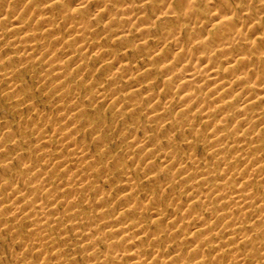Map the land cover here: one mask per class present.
<instances>
[{"label": "bare ground", "instance_id": "obj_1", "mask_svg": "<svg viewBox=\"0 0 264 264\" xmlns=\"http://www.w3.org/2000/svg\"><path fill=\"white\" fill-rule=\"evenodd\" d=\"M7 1L14 6V11L5 15L11 21L9 26L11 33L13 35L19 34L21 37L20 40H15V43L22 48V54H25V57L21 59L29 62V54L37 51V56L30 62L36 60L35 63L42 64V72L32 78L38 85L46 88L51 101H54L53 97L67 98L71 88L76 87L73 79L68 78L71 80L68 84L67 75L69 72L67 70H69L70 64H76L75 60H79L78 52L84 51L100 57V54L104 51L103 47L99 46L97 42L94 43L89 38L87 39L83 31L104 34L110 39L120 41L122 47L131 44L132 35H123L127 30L134 31L135 40L140 42L144 39V34L150 33V29L146 27L157 21L160 22V29L163 31V36L155 39L154 48H150L145 42H138L131 50L119 49L118 56L123 55L122 51L128 52V60L132 61L144 53L149 60L144 65L150 66L146 69L147 72L152 73L153 70L159 67L162 77L165 80L168 79L172 86L176 88V91L180 92L179 99L175 102H171L172 98L165 101L166 105L162 108V112L157 109V106L154 108V104L158 103L160 99H155L151 95L143 97L144 99H138L134 94H131L124 97V100L129 104V113L140 110V113H145L147 117L156 123L155 125L160 121L161 124L166 123L168 120L165 116L169 111L181 114L178 119H172L170 122L174 128H177L175 134L182 137L191 135V138L187 137L185 139L176 154H166L163 169L166 171L174 169V178L180 177L189 181V184L182 186L183 190L180 193L194 197L193 199L196 202L190 206L189 210L195 216L204 214L209 219L220 220V224L214 229H209V226L206 225L207 222L196 220L195 216L193 218L179 217L178 213L173 212L171 214L176 218L166 223L168 231L173 234H168L159 224L161 211L154 208L151 214L157 219L152 234L155 235L153 242L156 244L170 243L179 238L177 249L183 250L184 253L180 252L173 257H169L160 248H156L151 252L140 244V237L147 232L142 229L137 219L141 214V201L135 202L133 200L130 204L128 200L133 198L141 188H139V185L137 187L135 182L130 181L134 179L130 172L118 173L119 178H123L128 183L125 189L126 194L118 199L116 208L110 211L99 207L95 213L85 214V218L89 220L88 225L93 220L98 219L104 223V226L102 228L92 226L86 228L87 233H80L79 235V238L83 241L82 243H89L90 248L95 251L100 240H111L107 251H95L96 258L92 259L89 264H119L117 263L119 260L116 259L122 257L133 259L130 264H190L185 254L188 251L187 249L189 247L196 248L197 245L194 246V243L209 242L211 237L218 238V244L213 248L215 255L216 251L222 249L223 244L238 243V245L245 246L257 244L264 250V194L259 198L256 197L259 194L258 190H264V70L255 71L250 67L264 56V41L255 38V32L260 25L259 22L255 21L238 26L237 21L240 16L238 10L241 9L231 8L232 5L229 4L228 0H222L216 8L213 6V0H97L98 3L92 6V9L96 14L107 11L106 15L104 14L107 22L98 21L94 25H87L81 15V9L87 7L91 0H6L4 3ZM44 1H48L45 8L34 9L36 5ZM136 1L140 3V6H136ZM141 7L151 8V12L146 13L144 17H140L137 13ZM110 8H115L119 12L120 18L113 19L109 13ZM48 12H52L54 16L52 18H39L40 15ZM180 12L183 14L179 15ZM56 16L58 19H63L61 23L63 29L53 33L48 26L54 24ZM177 19L181 26L178 25L174 30H168L169 24ZM32 22L37 24V34L28 29L29 23ZM113 23L118 25V28H112ZM230 23L234 24L233 28L228 27ZM134 24H136L135 30L128 29ZM183 26L189 29V34L192 33L193 37L203 38V41L198 43H195V41L187 46L177 47L182 35L181 31L184 29ZM221 40L231 43L238 49H243V55L246 57L229 61V55L237 50L230 46L225 50L228 53L224 54L223 59L217 62L218 59L214 54V50L208 48L209 44L207 43H217ZM169 42L171 44L168 45ZM59 44L62 47L65 46L61 53H59V47L57 46ZM166 48H168V52L171 53L172 51L173 57L164 58L158 64L156 59L162 58L161 56L165 53ZM202 57L204 58L201 59ZM116 58L115 56H109L100 60V69H112L111 66H114ZM204 59L207 60L205 64L201 63V60ZM3 60H11V58L7 55L3 57ZM178 60L182 62V66L176 68L179 64ZM118 61L115 62L118 63ZM133 64L132 62L131 64L118 66L109 73L108 79L97 81L95 71L87 78H80L77 84L83 86L84 90L81 93H85L80 97L90 98L89 96H92L97 101L105 102H109L108 98L114 100L119 98L121 94L118 91L110 95L103 87L109 81H114L115 84L120 82L119 87L126 86L130 82L133 83L137 72V66ZM86 66L85 62L82 70ZM80 68L81 64L77 69ZM85 70H88V68ZM246 73L248 76H245ZM204 74L207 75L205 79H203ZM17 77L19 75L16 70L5 68L0 70V78L6 81L5 90L8 91V96L11 98L15 95L18 96L19 89L15 86ZM202 93L208 95L203 96ZM22 95L27 98V105L31 107L34 101L31 91H24ZM74 95L79 96L77 91L70 94V96ZM140 100L142 101L139 102ZM144 101H147L148 104L144 105ZM212 107L215 108V113L219 114V118L216 123L206 127L205 125L210 120L211 115L206 114L205 117H201V111H210ZM233 109L239 114L238 117L231 119L232 116L228 113L234 112ZM62 110L63 112L57 115L51 126H49L52 132H49L38 141L34 140L35 143L30 144L28 147L35 146L36 155L41 156L43 161H47L44 164L49 169L51 163H56L60 169L59 171H64L69 176L75 177L74 179L77 181L90 182L89 177L93 172V167L96 166L94 162H90V167L86 170L70 172L69 168L72 165L86 161L92 156L85 150L75 151L76 145L73 140H70L73 132L80 133L82 131L81 125L88 123L91 113L86 110H78V108L72 106L62 107ZM117 112L120 117L125 113L120 109ZM99 113H102V111H99ZM75 115H78L77 119H80L76 121L73 118ZM63 119H66L64 123H62ZM3 125L4 122H0V131L4 127ZM26 127L31 130L36 125L31 121L27 123ZM100 129L102 134H105L110 128L102 126ZM126 131L127 134L124 135ZM131 131L132 128L128 125H121L120 134H123L122 137L124 138L130 136L131 140L129 143L123 144L121 150L110 154L107 157L108 162L112 160L120 161L124 152L130 155L132 150L146 149L152 146L151 142L153 140L149 136H131L129 135ZM18 135L17 132H13L10 137H17ZM230 135H232L231 139H229ZM20 136L22 137V135ZM1 140L0 145H2ZM239 143H246L244 144L246 146L242 148ZM195 146L198 147V151L201 150L205 153V169H200L196 165L202 158L198 157L197 153L193 154L195 149L190 153L188 152L190 148L193 149ZM157 151H160V149H157ZM3 155L8 158V151H5ZM139 158L142 157L139 156ZM183 158L185 160L180 161ZM97 171L106 180L113 176L110 172L106 173L105 168L97 169ZM5 172H8V169L0 167V188L5 190L0 193V206L10 202L8 201L10 198L16 197L22 191L30 193L31 198L29 201L31 202L26 201V203L31 204L28 208L23 209L22 205H19L21 202H19L15 205L12 204L13 206L11 205V211L16 212H14L17 214L16 219H24V217L31 219V228L28 233L35 237L34 249L40 255L39 257H42L40 264H65L64 254L54 259H50L51 256L46 254L45 245L54 243V235L53 231L51 232L49 229H40L39 224L43 222L42 219L52 217L51 222L54 223V228L59 231L64 223L75 222L73 215L67 216L66 214L61 218L59 207L63 206V211L74 209L75 202L82 195V192L87 191L90 193L92 190L98 189V186L88 183L70 196H61L62 194H58L59 192L54 193L57 190L52 191L51 189L59 186L58 188H61L60 193H64L67 189H70L69 183L61 179L57 183V181L51 180L49 176L42 177L41 174L43 173L35 171L29 165L22 168L21 174L33 176L39 172L37 176L41 175V178L38 183L29 181L14 186L19 183L18 179L15 175H12V180H6L3 178ZM150 174L144 173V176L149 179ZM261 175L263 176L260 180H253L254 177ZM211 182L215 183L211 184ZM205 183L210 186L206 190L204 189L205 191L200 190V186ZM163 186H166V184H163ZM95 191L98 194L100 193L99 190ZM148 191L145 195L147 198H151ZM180 198L175 196L174 199L180 200ZM34 203L40 206V210L36 209L37 212L33 216H38V214L44 216L41 220L28 216L33 211L32 206ZM120 209L123 211L117 212ZM6 214L5 211L0 209V220L2 219L0 223L3 221L5 223L2 224L1 229L7 232L16 227L15 225H7L8 218L5 217ZM252 220L256 224H253ZM44 222L49 221L44 220ZM176 233L178 235H175ZM120 239L126 242L124 248H115ZM189 243H191L190 246ZM228 252L227 257L230 262L227 264H246L248 261H255L257 257L255 251L248 249L232 248ZM208 258L212 260L207 256L206 259ZM199 260L196 264H206L205 258H199ZM262 261L258 260V262L264 263V260ZM212 264H219L217 258L212 260Z\"/></svg>", "mask_w": 264, "mask_h": 264}, {"label": "rangeland", "instance_id": "obj_2", "mask_svg": "<svg viewBox=\"0 0 264 264\" xmlns=\"http://www.w3.org/2000/svg\"><path fill=\"white\" fill-rule=\"evenodd\" d=\"M4 1L6 0H0V70L5 68L8 70L13 69L17 71L19 77H17L15 80V86L18 87L19 92L18 96L15 95L12 98L9 97L8 91L5 90L6 81L0 78V122H4V127L0 131V139H2V145H0V167H6L8 169V172L3 174V178L6 180H12L11 176L15 175L19 183L14 186H18L23 182L29 181L38 183L41 175L42 177L49 176L51 180L57 181V183L58 180L61 179L69 183L70 189H67V191L64 193H60L61 188H58L59 186L51 189L52 191L57 190L54 193L59 192L58 194H62L61 196H70L73 192L79 191L81 187H85L88 183L97 185L98 189L95 190L100 191L99 194L96 193L95 190H92L90 193L87 191L82 192V195H80L75 202L74 209H67V211H63V206H60L59 211L61 210V218H63L66 214L67 216L73 215L75 222H67V224L64 223L61 227L62 229L59 231L54 228V223L51 222L52 217H49L48 219H42L44 216L39 214L38 216H33L37 210H40L39 205L35 203L33 204V211L29 213L28 216H33L32 218L36 220L42 219L41 221L43 222H40L39 224L40 229H49L51 232L53 231L54 243H47L45 245L46 254L51 256L50 259H54L55 257L58 258L59 255L64 254L63 259L66 260L65 264H89L92 259L96 258L97 254L95 251H107V248L109 247L108 244H110L109 242L111 240H100L96 245V250L93 251L90 248L89 243H82L83 241L79 238V235L80 233H85L86 228L89 226L95 228H102L104 226V223L98 219L93 220L91 224L88 225L89 220L85 218V214H93L98 210L97 208L99 207L108 209L110 211L116 208L118 199L122 195L126 194L125 189L128 183V181L124 180L123 178H119L118 173L121 174L126 172H130L134 177V179L130 181L135 182L137 187L139 185V188H141V190L136 195H134L133 198L128 199L130 204H132L133 200H135V202L141 201V214L139 217H137V219L139 220L142 229L147 232L145 235L140 237V244L145 246V248L151 252L156 248H160V250H163V252L168 254L169 257H173L180 252L184 253L183 250L177 249L179 238H176L170 243L156 244L153 242L155 235L152 234L155 230L154 223L157 218L153 217L151 212L154 208H158L161 211L162 215L160 217L161 221L159 224L162 225L163 230L168 234L173 233L168 231L166 223L167 221L169 222L170 220L176 218V216L172 215L171 213L176 212L178 213L177 215L179 217L185 216L186 218H193L195 216V214L189 210L190 206L196 202L195 199H193L194 197L180 193L183 190L182 186L189 184V181L183 180L180 177L174 178V169L169 171L163 169V165L165 164L166 160V154H176V152H178L179 148L185 142V139L191 135L182 137L181 135L175 134L177 128H174L170 121L172 119H178L181 114L175 111H169L165 116L168 121L163 124H161L160 121L157 125H155L156 123L153 122L151 118L147 117L145 113H140V110L129 113V104L124 100V97L131 94H134L138 99L151 95L155 99H160L158 103L154 104V108L157 106V109L162 112V108H164L166 105L165 101L172 98L171 102H175L177 99H179L180 92L176 91V88L172 86V83H170L168 79L165 80V78L162 77L159 72V67L156 70H153L152 73L147 72L148 70L146 69L150 66L144 65L149 61L148 57L145 56L144 53L132 61L128 60V52L122 51L123 55L121 57L118 56L119 49L122 48L131 50L138 42H140L135 40L134 31L130 32L127 30L123 33V35L130 34L132 36L131 44L122 47L120 41L118 40L110 39L104 34H96L89 30V33H87V30H85L83 31V34L86 35V38H89L91 42H97L99 46L103 47L104 51L100 54V57L95 56L92 53H85L84 51L78 52L77 55L79 56V60L82 61H76L74 59L76 64H70L68 67L69 70L67 71L69 74L67 75V79H73L76 85V87L73 86L71 88L70 94L77 91L79 96H70L69 94L67 98L65 97L63 99H59L53 97L54 101H51L47 94L46 88L38 85L33 79L34 75L42 72V64L35 63L36 60L30 62L34 57L37 56V51H33L31 54H29V62L23 61L21 59L25 57V54H22V48L15 43V40H20L21 37L19 34L13 35L11 33V29L9 28L11 21L5 15L6 13H12L14 11V6L9 1L5 3ZM221 1L222 0H213V6L215 8L218 7ZM228 1L229 4L232 5L231 8L235 7L236 9H241L238 10L240 15L237 21L238 26L249 24L255 21L259 22L260 25L255 32V38L256 40L264 41V1ZM97 3V0H91L89 1L87 7L81 9V15L85 19L87 25H94L98 21L107 22V18L104 16V14L106 15L107 11L96 14L92 9V6ZM135 3L137 4L136 6H140L138 1ZM47 5L48 1H44L41 4L36 5L34 9L45 8ZM150 12L151 8L141 7L137 14H139L140 17H144L146 16V13ZM109 13L113 19L120 18V14L115 8H110ZM182 14L183 13L181 12L179 13V15ZM53 16L54 14L52 12H48L44 15H40L39 18H52ZM62 21L63 19H58L56 16L54 24L48 27L52 29L53 33L58 32L63 29L61 25ZM135 25L136 24L132 25V27H128V29L135 30ZM178 25L180 24L177 19L175 22L170 23L167 29L174 30V28ZM111 26L112 28H118V25H114V23ZM228 27L233 28L234 24L230 23ZM146 28L150 29V33L144 34V39L141 42H145L150 48H152L155 46V39L163 36V31L160 29L159 21L149 25V27ZM183 28L184 29L181 31L182 35L180 37V42H178L177 47L182 45L187 46L188 44L195 41V43L203 41V38L193 37L191 35L192 33L189 34L190 32L188 31L189 29L187 27L183 26ZM28 29L32 33L37 34L36 22L29 23ZM169 44H171V42H169L168 45ZM207 44H209L208 48H212L214 50V54L218 59L217 62L223 59L222 56L224 54L228 53L225 50L230 46H232L231 48L237 50L229 55V61H232L236 58L243 59L246 57L243 55V49H238L231 43H226L225 40L218 41L217 43ZM57 46L59 47V53H61L65 48V46L62 47L60 44ZM7 55L10 56L11 60L4 61L3 57H6ZM109 56L117 57V60L115 61H118L119 58L120 59L118 63L114 61L115 64L113 63L114 66H111L112 69L109 68L106 70H101L99 61ZM161 57V59H156L158 64H160V61L164 60V58L173 57V53L172 51L171 53L168 52V48H166L165 53L162 54ZM203 58L204 57L201 59ZM204 60H201V63L203 62V64H205L207 62L206 59ZM85 62L87 66L82 70V66ZM132 62L134 63L133 65L137 66V72L135 73L133 83L130 82L126 86L119 87L118 85L121 84L120 82L115 84L114 81H109L106 82L103 87L107 91V94L110 95H113L118 91L121 94L119 98L115 100L113 98H108L109 102H105L97 101V99L92 96H89L90 98L80 97L85 94L81 93L82 90H84L83 86L77 84V81H79L80 78H87L92 75L93 71H95V79L97 81L100 79H108V75L110 72H112V70H115L118 66L131 64ZM178 62L179 64L176 68L182 66V62L179 60ZM80 64L81 68L77 69ZM250 67L255 71H263L264 56H262L256 63L250 65ZM87 68L88 70H85ZM245 76H248V74L246 73ZM206 77L207 75L204 74L203 79ZM62 79L65 81L64 78ZM69 79L68 84L71 81ZM28 90L31 91L34 98L31 107L27 105V98L25 96L23 97L22 95L24 91ZM202 94L203 96L208 95L205 93ZM147 104L148 102L144 101V105ZM65 106H67V108L72 106L78 108V110H86L91 113V118L89 119L88 123L81 125L82 131L80 133L73 132L70 140H73L76 145L75 151L85 150L92 154V156L86 161L77 165H72L69 168L70 172L75 170H86L90 167L89 163L94 162L96 166L93 167V172L89 177L90 182L85 180L77 181L74 179L75 177L69 176V174H66L64 171H59L60 169L56 163H51V168L49 169L47 166H45L47 161H43L41 156L36 155V152L34 151L35 146L30 148L28 147L30 144L35 143L34 140L38 141L42 137L46 136L49 132H52L49 126H51V123L55 120V117L63 112L62 107ZM119 109L125 112L121 117L117 112ZM214 110L215 108L212 107L210 111H201V117H205L206 114L211 115L210 120L205 125L206 127H210L216 123V120L219 118V114L215 113ZM234 110L235 109L232 111ZM99 111H102V113H99ZM228 114L232 116L231 119H234V117H238L239 113L234 111ZM77 116L78 115L73 116L76 121L80 119H77ZM65 120L66 119H63L62 123H64ZM31 121L35 123L36 127L30 130L27 129L26 125ZM121 125H128L130 128H132V131L129 133L131 136H149V138L153 140L151 142L152 146H149L146 149L132 150V154L130 155L127 152H124L120 158V161L116 162L115 160H112L108 162L107 157L110 154L118 152L121 150V146L123 144L127 142L129 143L131 140L130 136L126 138L122 137L123 134H120ZM102 126H108L110 129L106 131L105 134H102L100 131V127ZM13 132H17L19 135L17 137H10V134ZM125 134H127V131L124 133V135ZM20 135H22V137ZM231 138L232 135L229 136V139ZM239 144L242 146V148L246 146L244 145L246 143ZM157 149H160V151H157ZM192 150H194L193 154L197 153L198 157L202 158V160L196 163V165L199 166L200 169H205L206 159L204 158V151H198V147L195 146L193 149L190 148L188 152L190 153ZM5 151H8L9 153L8 158L4 157L3 155ZM139 156L142 158H139ZM183 160L185 159L183 158L180 161ZM27 165L33 167L35 171H39L43 174L37 176L39 173L37 172V174L35 173L33 176L22 175V168ZM100 168H105L106 173L110 172L113 174V176H111L109 180L104 179V177H102V175H100L97 171V169ZM144 173H151L148 177L150 180L144 176ZM262 176L263 175L256 176L253 178V180H260ZM212 183L214 184L215 182H211V184ZM163 184H166V186H163ZM208 186L210 185L205 183L203 186H200V190H206ZM4 191L5 190L0 188V193H3ZM147 191L150 193L151 198L146 197L145 193ZM258 191L259 194H257V198L264 194L263 189ZM175 196L181 197L180 200L174 199ZM19 197H21L23 200L19 199ZM30 198V193L22 191L16 197L10 198V200H8L10 202L7 201L8 203L0 206V209L7 213L5 215V217L8 218L7 225H15L16 227L15 229L6 232L1 229L2 224H5L4 221L0 223V261L2 262H0V264H40V261L42 260V257H39L40 255L34 249L35 237L28 233L31 228V219L25 217L24 219H16V212L14 211V213L10 208L15 205V203L21 202L19 205H22V208L26 209L31 205L30 203H26V201H29ZM122 211L123 210L120 209L117 212ZM138 213L139 210L137 215ZM195 219L207 222L206 225L209 226V229H214L220 224V220L209 219V217L204 214L196 215ZM44 220H48L49 222H44ZM252 223L256 224L253 220ZM255 226L257 227L258 224ZM175 235L178 234L176 233ZM199 239L201 241V237ZM217 239V237H211L209 242H200L198 244L194 243V246L197 245L196 248L189 247L185 254L188 257L190 264L198 263L200 261L199 258H205L206 264H212V260H216V258L219 264H227L230 262L228 260L227 254L232 248L248 249L250 251L256 252L257 257L255 261L251 260L246 264H259L260 262H263L262 260H264V250L261 249L257 244L249 246L238 245V243L232 245L223 244V246H221L222 249L216 251L215 255L213 248L216 246V244H218ZM117 244L118 245L115 248H124L126 242L123 239H120ZM190 244L191 243H189V246ZM207 256L212 260L209 258L206 259ZM116 260H119L117 262L119 264H130L133 262V259H129L127 257L117 258ZM258 260H260V262H258Z\"/></svg>", "mask_w": 264, "mask_h": 264}]
</instances>
